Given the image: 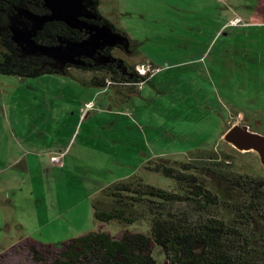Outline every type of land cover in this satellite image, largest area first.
Returning a JSON list of instances; mask_svg holds the SVG:
<instances>
[{"label":"rangeland","instance_id":"rangeland-1","mask_svg":"<svg viewBox=\"0 0 264 264\" xmlns=\"http://www.w3.org/2000/svg\"><path fill=\"white\" fill-rule=\"evenodd\" d=\"M99 1L102 16L134 42L131 54L116 49L113 56L151 79L129 94L85 85L93 74L81 70L0 74V255L27 239L54 245L91 232H148L141 222H97L93 201L106 186L136 175L182 193L147 170L151 161L192 163L218 195L224 181L203 168L264 178L255 155L222 141L236 124L264 134V0ZM235 18L241 23L230 25ZM87 95L95 107L82 118ZM67 145L72 155L55 166L53 155Z\"/></svg>","mask_w":264,"mask_h":264},{"label":"trees","instance_id":"trees-1","mask_svg":"<svg viewBox=\"0 0 264 264\" xmlns=\"http://www.w3.org/2000/svg\"><path fill=\"white\" fill-rule=\"evenodd\" d=\"M38 1L0 0V25H7L8 15L15 9L43 13L42 8L36 7ZM93 2L91 9L102 16L100 1ZM99 24L111 22L103 17ZM39 39L53 45L60 39L83 37L65 23L52 22L40 32ZM0 44L4 50L0 54V74L36 78L58 73L42 68L48 61L45 58H21L8 34L0 38ZM116 49L123 50L108 48L105 54L112 56ZM86 63L93 67L67 65L63 74H72L73 69L92 72L89 81H83L85 85L119 88L118 91L127 90L129 94L152 76L151 72L142 76L136 68L114 57L107 66ZM64 150L69 154L70 148ZM167 163L151 161L147 170L173 180L182 193L155 187L136 175L106 186L93 201L97 222L122 226L141 222L148 225V232L125 233L120 238L104 231L91 232L54 245L27 239L4 251L0 264H159V258L162 264H264V178H230L218 170L203 168L209 176L224 181L225 190L218 195L196 174L197 166L189 162L174 166ZM188 203L195 207L192 212L173 209L174 205Z\"/></svg>","mask_w":264,"mask_h":264},{"label":"water","instance_id":"water-1","mask_svg":"<svg viewBox=\"0 0 264 264\" xmlns=\"http://www.w3.org/2000/svg\"><path fill=\"white\" fill-rule=\"evenodd\" d=\"M93 0H43L47 14H37L30 9H16L9 17V33L22 58H45L52 62V68L60 74L67 65L90 67L107 66L113 62L106 55L108 48H122L131 54L132 40L111 24H98L102 16L92 10ZM62 22L77 31L83 39H60L56 45L39 44L35 39L45 25ZM222 141L240 153H252L264 168V134L255 132L250 125L236 124L224 135Z\"/></svg>","mask_w":264,"mask_h":264},{"label":"flooded vegetation","instance_id":"flooded-vegetation-1","mask_svg":"<svg viewBox=\"0 0 264 264\" xmlns=\"http://www.w3.org/2000/svg\"><path fill=\"white\" fill-rule=\"evenodd\" d=\"M36 4V7L37 8H42V10H44V12L43 13H41V12H36V11H34L33 9H30V10H32L33 12H35V13H37V14H47L48 12H46V10L44 9V6H43V0H39L38 2H36L35 3ZM27 9H29V8H27ZM16 11V9L15 10H12V11H10V13H9V15H8V23H7V25L5 26V25H0V37H2L3 35H5V34H8V36L10 37V40H11V37H12V35H11V33H9V23H10V21H9V17H10V15H12V14H14V12ZM52 23V22H51ZM49 24V23H48ZM99 24V23H98ZM47 25V24H46ZM45 25V26H46ZM45 28V27H44ZM42 32V31H41ZM39 34H40V32H39ZM39 34H38V37L35 39L39 44H47V43H42V42H40V39H39ZM12 41V40H11ZM13 42V41H12ZM57 44V43H56ZM56 44H53V45H56ZM47 45H51V44H47ZM114 49V48H113ZM107 51V50H106ZM113 52V51H112ZM111 52V53H112ZM132 52H133V50H132ZM113 56V55H112ZM114 58H116L117 60H118V58L117 57H115V56H113ZM22 58V57H21ZM27 58V57H26ZM29 58V57H28ZM30 58H32V57H30ZM23 59H25V58H23ZM87 61H91V60H86V62ZM93 62V61H92ZM43 67V69H53L52 68V62L51 61H46L43 65H42Z\"/></svg>","mask_w":264,"mask_h":264},{"label":"built area","instance_id":"built-area-1","mask_svg":"<svg viewBox=\"0 0 264 264\" xmlns=\"http://www.w3.org/2000/svg\"><path fill=\"white\" fill-rule=\"evenodd\" d=\"M241 21H242L241 18H235L234 20L230 21V25H232V26L239 25L241 23ZM139 72L141 74L142 73L146 74L147 71L143 68L142 70H139ZM94 107H95V105L93 102L86 104L82 113H81L82 118H85V115H87L89 112H91ZM67 154H68V151H66V150L59 152L56 156L52 157V163L55 166H63V161H64L65 157L67 156Z\"/></svg>","mask_w":264,"mask_h":264},{"label":"crops","instance_id":"crops-1","mask_svg":"<svg viewBox=\"0 0 264 264\" xmlns=\"http://www.w3.org/2000/svg\"><path fill=\"white\" fill-rule=\"evenodd\" d=\"M83 98H84L85 102H87L86 104H88V103H90V102H93V103H94V101H90V102H88L89 100H92V99H88V95H87L86 97L84 96ZM89 113H90V112H89ZM89 113H88V114H89ZM40 124H41V125H44V122H41ZM45 138H46L45 133H42V139L44 140ZM61 141H65V140H64L63 138H61ZM64 148H65V147H64ZM66 148H70V152H69V154L66 156L65 161L67 160V157L70 158V156L72 155V153H71V152H72V146L67 145ZM66 148H65V149H66ZM63 150H64V149L62 148L61 150H59V152H61V151H63ZM18 160H19V159H18ZM15 176H16V175H14V179H15ZM102 190H103V189H102ZM102 190H100L99 193H100Z\"/></svg>","mask_w":264,"mask_h":264}]
</instances>
